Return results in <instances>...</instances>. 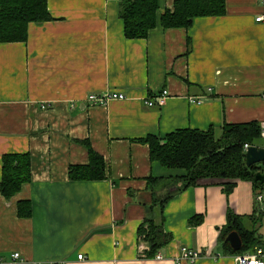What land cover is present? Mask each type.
I'll list each match as a JSON object with an SVG mask.
<instances>
[{
    "label": "crops",
    "instance_id": "1",
    "mask_svg": "<svg viewBox=\"0 0 264 264\" xmlns=\"http://www.w3.org/2000/svg\"><path fill=\"white\" fill-rule=\"evenodd\" d=\"M120 1L48 0L51 21L31 23L26 42L0 44V183L4 155L29 154L32 173L11 200L0 191V264H176L183 247L205 256L180 264H236L221 243L227 211L263 209L251 182L230 195L217 185L179 192L173 179L184 171L153 162L140 140L264 123V0H226L224 16L196 18L189 29L158 24L134 40ZM174 2L159 0L158 20ZM163 89L165 105L148 107ZM110 91L127 99L87 102ZM84 141L104 159L105 180H70L71 166L90 163ZM169 196L172 241L161 260L142 257L138 229ZM26 200L24 219L17 205ZM197 216L202 223L191 225ZM255 228L264 250V217Z\"/></svg>",
    "mask_w": 264,
    "mask_h": 264
},
{
    "label": "trees",
    "instance_id": "2",
    "mask_svg": "<svg viewBox=\"0 0 264 264\" xmlns=\"http://www.w3.org/2000/svg\"><path fill=\"white\" fill-rule=\"evenodd\" d=\"M159 0H121L120 18L124 21L125 37L130 40L146 39L158 24L163 28L189 29L196 18L224 16L227 13L226 0H175L172 9H166L160 20ZM48 0H0V44L22 43L28 39L31 23L51 21ZM261 125L258 122L243 124H224L220 129L211 127L208 131L193 129L176 130L164 139L148 136L140 140L149 146L150 157L167 169L184 171V175L173 179L182 185L179 192L195 186L217 185L230 195L239 182L254 183L257 174L264 175V163L247 166L245 146L264 148ZM83 144L89 151L90 163L86 166H71L69 178L72 181H100L106 179L104 159L91 147ZM261 144V145H260ZM0 191L6 200H11L25 184L31 182V157L29 154L4 155ZM151 183H158L150 179ZM255 186V185H254ZM259 193L264 189L257 187ZM173 196L154 203L149 217L138 229L139 241L145 242L149 250L147 258L156 254L172 241L165 232L164 210ZM258 216H240L228 209L227 224L222 230L221 243L230 255L254 253L260 241L256 236V223L264 217V205ZM20 218L32 216L30 201H20L17 205ZM155 215V217H153ZM201 216L194 217L191 225H199ZM252 222V226L248 223ZM236 232L242 240V249L234 251L226 243L229 234Z\"/></svg>",
    "mask_w": 264,
    "mask_h": 264
},
{
    "label": "built area",
    "instance_id": "3",
    "mask_svg": "<svg viewBox=\"0 0 264 264\" xmlns=\"http://www.w3.org/2000/svg\"><path fill=\"white\" fill-rule=\"evenodd\" d=\"M258 22H264V16H260L257 18ZM169 96V91L167 89H163L159 94L153 98L145 101V104L148 107H162L165 105L166 99ZM127 99V96L118 91H110L105 93H92L88 95L87 102L91 106H107L109 103L115 100L124 101ZM49 105H43L42 108L44 110L49 109ZM261 137L264 139V123L261 125ZM249 145L245 146V151H247ZM256 202L258 204H264V189L257 193ZM149 250L147 244L145 242H140V255L142 257L146 256V252ZM205 255L202 252H197L191 250L187 247H183L180 251V256L176 259V264H180L182 262H190L195 263ZM20 257L19 254L14 255V259L17 260ZM218 258V257H217ZM79 259L83 260L84 256L79 255ZM156 260L162 259V254L158 252L155 256ZM236 264H264V250L262 248H256L254 253H247L244 255L235 256Z\"/></svg>",
    "mask_w": 264,
    "mask_h": 264
},
{
    "label": "water",
    "instance_id": "4",
    "mask_svg": "<svg viewBox=\"0 0 264 264\" xmlns=\"http://www.w3.org/2000/svg\"><path fill=\"white\" fill-rule=\"evenodd\" d=\"M264 163V148L259 147H249L246 151V164L247 166H253L256 164ZM254 185L257 187H263L264 185V175L257 174L254 179ZM234 251H240L242 249V240L238 233L233 232L228 235L226 239Z\"/></svg>",
    "mask_w": 264,
    "mask_h": 264
},
{
    "label": "rangeland",
    "instance_id": "5",
    "mask_svg": "<svg viewBox=\"0 0 264 264\" xmlns=\"http://www.w3.org/2000/svg\"><path fill=\"white\" fill-rule=\"evenodd\" d=\"M261 144H263V145H264V139L262 140V143H261ZM261 144H260V145H261Z\"/></svg>",
    "mask_w": 264,
    "mask_h": 264
}]
</instances>
